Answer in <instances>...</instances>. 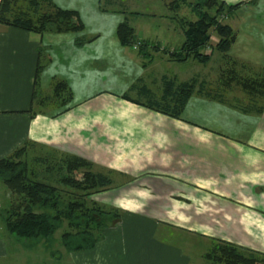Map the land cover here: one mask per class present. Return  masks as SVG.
<instances>
[{
    "label": "crops",
    "instance_id": "crops-1",
    "mask_svg": "<svg viewBox=\"0 0 264 264\" xmlns=\"http://www.w3.org/2000/svg\"><path fill=\"white\" fill-rule=\"evenodd\" d=\"M102 1L53 0L78 13L83 28L77 32L36 34L0 25V161L22 149L15 161L37 172L42 164L36 159L53 170L66 157L89 163L92 173L112 182L99 194L101 203L121 210L108 229L118 232L82 251L63 246L66 230L55 232L52 248L20 243L6 230L3 214L12 197L0 181V264H192L195 258L202 264L201 254L216 239L237 245L238 224L258 239L255 221L264 243V111L256 114L255 102L246 109L224 106L195 91L175 119L122 98L144 103L143 88L159 97L163 80H197L205 87L200 73L176 68L202 65L197 60L178 62L153 47L180 50L181 21L192 16L193 0H150L148 14L128 0L105 8ZM223 2L237 6L226 18L236 33L226 58L264 71V0ZM145 16L150 19L140 28H159L158 16L177 23L162 27L176 43L140 35L129 18ZM123 21L147 44L142 52L120 43ZM35 147L42 154L29 165ZM55 171L51 185L61 190ZM182 239L200 240L203 252L186 251Z\"/></svg>",
    "mask_w": 264,
    "mask_h": 264
},
{
    "label": "trees",
    "instance_id": "trees-1",
    "mask_svg": "<svg viewBox=\"0 0 264 264\" xmlns=\"http://www.w3.org/2000/svg\"><path fill=\"white\" fill-rule=\"evenodd\" d=\"M23 1L27 2V8L13 6L12 0H0V25L36 34L77 32L83 28L77 12L61 9L55 6L53 0ZM119 2L105 0L102 7L119 5ZM188 6L195 19L181 21L184 43L180 52L171 54L172 58L181 62L191 57L200 64L207 63L213 50L209 45L211 32L219 37L214 50L226 54L236 33L227 23H220L219 17L237 6H228L220 0H193L188 2ZM117 36L122 46L129 47L138 43L133 28L126 21L118 25ZM138 44L139 52L147 45L144 42ZM209 48L210 53H205ZM162 83L163 91L159 99L145 88L142 89L145 103L132 100L126 94L122 98L175 119L180 118L195 91L221 103L217 97L206 94L204 84L198 86L197 80L180 84L163 80ZM263 110V107L260 108L256 114H262ZM21 151L17 150L11 157L0 161V181L12 197L11 207L3 214L6 230L18 239L42 241L45 247L51 248L55 232L66 222L68 230L62 235V243L68 251L94 248L102 237L103 229L110 226L111 221L107 222L106 212L85 206L86 203L80 201V195L77 194L80 192L81 197L85 198L89 192H101L111 186L110 178L92 173L91 165L84 160L66 157L60 160L61 165L57 163V168L54 167L57 183L63 188L60 190L39 180L38 172L28 166L26 161L16 162ZM35 162L42 165L45 163L50 168L49 173L54 171L45 159H36ZM203 258L209 264H264V257L259 258L252 252L221 240L213 241Z\"/></svg>",
    "mask_w": 264,
    "mask_h": 264
},
{
    "label": "rangeland",
    "instance_id": "rangeland-1",
    "mask_svg": "<svg viewBox=\"0 0 264 264\" xmlns=\"http://www.w3.org/2000/svg\"><path fill=\"white\" fill-rule=\"evenodd\" d=\"M13 1V6L16 7H23V8H27L28 4L26 1L23 0H12ZM105 1V0H104ZM104 1H102L101 6L104 5ZM129 1L132 2V4L134 5L136 12H143V13H147L149 12V6H150V0H128V2H125L126 4H129ZM137 2L139 5L136 6L134 4V2ZM223 1V0H220ZM147 3V5H146ZM138 6V7H137ZM125 7V6H124ZM227 15H229V13H226L223 16L219 17L220 23L228 24V21L226 20ZM158 19H160L159 23L157 25H159V28H155V29H149V27L145 28H140V26L145 25V23H147L148 19H150L149 17L145 16V17H134V18H129V21L132 25L135 24V29L136 30H142L140 35L145 36V38L147 40H154V41H158V42H170L173 41L176 43V40L174 38L171 37V35L174 33L173 32H169L167 31V29L164 30L163 25H169L170 23H173V25H176L177 23L173 22V21H169L168 19H161L163 17L158 16ZM187 20H194L195 18L192 17L191 15H187L186 17ZM136 22V23H134ZM152 22V21H151ZM153 26V25H152ZM137 27V28H136ZM219 41V37L216 33L211 32V36H210V40H209V45L212 47V56H214L215 53H218V51L214 50V47L216 46L217 42ZM171 43V42H170ZM137 44V43H135ZM161 44V43H159ZM154 49L158 50L159 52H165L168 54H172V53H177L180 52L179 51H172L170 52L169 49L165 48L164 46H160V45H155L153 44ZM133 46H129V48H132ZM211 48H209L208 51H206L205 53H210ZM130 51V50H129ZM140 53V52H139ZM151 54V52H150ZM148 54V55H150ZM221 56V58H219V56L216 58L215 57H210L209 61L205 64L202 65H198L196 66L195 64V68H190V64L189 65H184V66H178L176 67L177 69H187V67H189V70L186 72H184L186 75L188 74V76H192V74L195 73H200V77H202V79H205V87H204V92L206 94H209L211 96L217 97L219 101H221V104H223L224 106H229V107H233V108H240V109H246L247 107H251L252 103H256L254 107L260 109L263 107L264 109V71H260L258 68L252 66V65H248V64H240V63H233L230 61V59L226 58V54H221L219 53ZM150 58L151 56H148L147 58L144 59L145 63L147 65H149L150 63ZM174 68V69H176ZM175 72V70H174ZM192 73V74H191ZM198 75V74H196ZM195 75V76H196ZM153 89H155L153 87ZM156 90V89H155ZM160 97V96H159ZM158 97V99H159ZM136 98V97H135ZM137 99L139 100V97H137ZM145 103V100L143 101ZM111 110H117L118 107H110ZM264 111V110H263ZM112 112V111H111ZM116 112V111H115ZM113 112V113H115ZM133 115V113H130ZM136 115V114H135ZM138 117V115H137ZM136 118V117H134ZM151 119V118H150ZM152 125V124H151ZM167 126V125H164ZM41 150H38L36 147L28 152V161H29V165L31 164V159L36 157V156H41ZM58 162V161H57ZM47 163V161H46ZM51 166V165H50ZM50 169V168H49ZM48 167L47 165H42L41 166V170L38 171V175H39V180L44 181L48 184H51L54 182L53 177L54 173L53 172H48ZM105 190L101 191L104 192ZM101 192H89V196L88 197H81L80 192H78L77 195L79 197L80 201H84L86 204L85 206H87L88 208H97L98 211H104L108 214V218H107V222L110 223V225L112 226H116V223H118V219L116 220L117 217H119L120 215H122L121 210H117L113 207L110 206H106L103 203H101L102 201H104V196H102ZM106 196V195H105ZM260 204L257 203L256 201H253V207L254 210L257 211V207ZM94 208V209H95ZM78 214V212H77ZM80 215V213H79ZM118 215V216H117ZM117 221V222H116ZM107 223V224H108ZM258 222L255 221L254 224V229H253V233L254 237L258 238V239H252L249 236H246L245 234H243L242 232V226L238 224V234H237V245L238 247L244 249L247 252H252L254 253L256 256H258L259 258L264 257V243H262V241L259 240L260 238V230L257 227ZM120 225V224H118ZM117 225V226H118ZM110 226H107L106 228L103 229L102 231V235L104 236H109L112 235L111 233H115L118 229L114 228L113 232L108 231ZM63 230H68L66 228V222H64L63 227L58 230V233H60V231ZM70 230V229H69ZM118 232V231H117ZM1 233V232H0ZM119 233H121L122 235H124L123 231H119ZM13 236V235H12ZM16 240H18V238H16L15 236H13ZM182 245L183 248L194 254V255H198L201 254L203 252V248H202V242L200 240H198L197 242L194 241H185L184 239H182ZM218 240V239H216ZM20 243H24L27 242V244H32L35 242H39L37 240H26V239H22V240H18ZM229 243V242H228ZM196 244V245H195ZM233 244V243H231ZM55 247V245L52 243L51 244V248ZM192 246V247H191ZM57 247V245H56ZM201 259H203L204 261H206L203 256L205 255V253L203 252ZM198 259L195 258L193 260L192 264H200V262L198 263L197 261ZM202 264H209L207 261L205 263L202 262Z\"/></svg>",
    "mask_w": 264,
    "mask_h": 264
},
{
    "label": "built area",
    "instance_id": "built-area-1",
    "mask_svg": "<svg viewBox=\"0 0 264 264\" xmlns=\"http://www.w3.org/2000/svg\"><path fill=\"white\" fill-rule=\"evenodd\" d=\"M138 43L137 44H135L133 47H132V49H134V50H137V48H138Z\"/></svg>",
    "mask_w": 264,
    "mask_h": 264
}]
</instances>
